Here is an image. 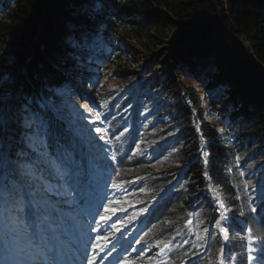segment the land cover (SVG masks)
<instances>
[{
	"label": "trees",
	"instance_id": "trees-1",
	"mask_svg": "<svg viewBox=\"0 0 264 264\" xmlns=\"http://www.w3.org/2000/svg\"><path fill=\"white\" fill-rule=\"evenodd\" d=\"M105 20L85 57L93 71L73 77L67 91L101 114L95 127L107 130L108 144L97 138L96 146L117 162L99 153L88 202L69 222L73 238L84 247L106 236L107 247L94 250L97 264L125 256L132 264H248L247 238L264 243V0H111ZM60 22L54 0H0V50L37 51L59 38ZM234 36L246 39L252 56ZM133 41L149 54L144 67L129 60L124 44ZM112 66L126 84L95 98L89 80L96 85ZM75 110L92 128L95 117ZM126 201L140 207L113 214ZM220 215L228 217L226 234L214 226ZM112 244L117 251L108 256Z\"/></svg>",
	"mask_w": 264,
	"mask_h": 264
},
{
	"label": "snow or ice",
	"instance_id": "snow-or-ice-1",
	"mask_svg": "<svg viewBox=\"0 0 264 264\" xmlns=\"http://www.w3.org/2000/svg\"><path fill=\"white\" fill-rule=\"evenodd\" d=\"M54 2L61 10L57 40L25 55L10 51L11 45L0 50V264H97L95 253L89 254L80 238H73L69 222L88 202L86 194L93 187L99 153L104 152V158L113 163L117 158L115 154L108 157L107 148L97 149V138L108 144L101 134L107 130L95 127L97 122L104 123L101 114L97 112L88 121L93 127L85 129L75 116L67 86L85 68L93 71L95 61L89 57L86 62L85 57L107 28L105 16L111 0ZM89 83L96 86L94 79ZM218 94H224L222 88ZM82 107L93 112L88 104ZM93 130L97 137L90 135ZM250 185L251 181L245 183V187ZM118 187L112 183V188ZM104 209L109 210L108 204ZM108 219L100 215V221ZM227 219L215 218L214 226L221 234L229 231ZM105 240L106 236L97 235L92 249L103 251ZM247 243L248 264H264V243L252 246L251 236ZM168 247L165 244L160 253ZM223 250L222 245L221 257ZM116 251L112 244L107 255ZM120 264L132 262L125 256Z\"/></svg>",
	"mask_w": 264,
	"mask_h": 264
},
{
	"label": "rangeland",
	"instance_id": "rangeland-1",
	"mask_svg": "<svg viewBox=\"0 0 264 264\" xmlns=\"http://www.w3.org/2000/svg\"><path fill=\"white\" fill-rule=\"evenodd\" d=\"M151 33H152V31H151ZM231 41H232V43L238 45L247 55L252 56L253 51L250 48V46H249V44H248V42L246 41L245 38H243V37H237V36L235 37L234 36V37H232ZM124 45L128 48V50L130 52H132V56H130L129 60H133L135 63H138L140 65V67H144V65H142L143 64V61L144 60H147V58L149 57L148 56L149 54L144 53L143 50L134 41L133 42H126ZM93 66H94V68H96L95 70H98L99 67H96L95 65H93ZM115 70L116 69L112 66L105 73H103L102 79H101V81H98L97 82L96 86L94 87L93 93L91 91H89V93L91 92V94L94 95L95 98H97L96 96H98L101 92H104V89L105 88L108 89V90H110V89H113L114 90L116 88H119V87L124 86L127 81H123L121 79H118L116 77ZM184 80H185V78H184ZM185 82L187 84H190L191 83L189 79L185 80ZM85 89L86 90H91V88H89V87L88 88L86 87ZM94 92H96V93H94ZM71 103H72V105L75 106V109H81L82 110L81 112L84 115L81 118H86V116H92L93 118L95 117L94 113H91L90 115H87L89 113H87L84 110V108L82 107V105H84L86 103L77 104L75 102H72V100H71ZM76 106H79V107H76ZM77 113H79V112H77ZM77 113H75V116L80 117ZM145 146L146 145H143L144 148H145ZM166 161H167V158L162 159L160 161V163H158V164L159 165L164 164V162H166ZM159 165L156 166L157 169L160 168ZM123 190H124V188L121 189V191H123ZM215 203L218 205V202H215ZM132 206L140 207L139 205L137 206V204L133 203L132 201L131 202L130 201H126V202H124V205L118 207V210H115L113 212V214H115L116 212H118V213H121L122 216L125 217V215L128 212H131ZM138 209H143V208H138ZM202 233H203V235L206 234L204 230H203ZM91 248L92 247L90 246L89 254H92L93 253V251H92Z\"/></svg>",
	"mask_w": 264,
	"mask_h": 264
}]
</instances>
